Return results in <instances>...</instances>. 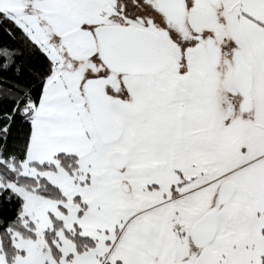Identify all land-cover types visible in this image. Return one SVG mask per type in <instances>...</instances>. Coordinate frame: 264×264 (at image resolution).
Returning a JSON list of instances; mask_svg holds the SVG:
<instances>
[{"label":"snow or ice","instance_id":"snow-or-ice-1","mask_svg":"<svg viewBox=\"0 0 264 264\" xmlns=\"http://www.w3.org/2000/svg\"><path fill=\"white\" fill-rule=\"evenodd\" d=\"M0 264H264V0H0Z\"/></svg>","mask_w":264,"mask_h":264}]
</instances>
